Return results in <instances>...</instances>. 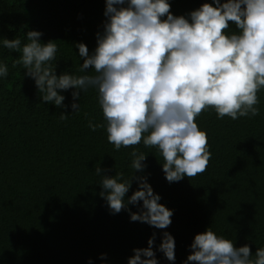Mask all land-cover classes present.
I'll list each match as a JSON object with an SVG mask.
<instances>
[{
	"label": "trees",
	"instance_id": "1",
	"mask_svg": "<svg viewBox=\"0 0 264 264\" xmlns=\"http://www.w3.org/2000/svg\"><path fill=\"white\" fill-rule=\"evenodd\" d=\"M169 2L174 16H187L212 0ZM104 11L105 0H0V39L26 43L28 31H39L42 43H57L58 76L65 71L84 75L75 45L84 43L90 55L94 52ZM229 26L228 34L238 31ZM19 55L0 45V61L9 66L8 76L0 79V264H88L89 259L127 264L133 250L147 248L154 233L159 264H171L157 250L164 232L175 240V264H183L195 235L210 226L236 247L248 244L253 254L264 247V88L257 93L258 116L218 119L214 109L202 111L196 123L207 133L212 154L207 169L169 183L156 147L141 141L116 151L104 128L88 127L90 120L105 122L95 89L81 93L77 115L70 107L44 104L25 69L11 67ZM72 91L60 93L66 105ZM61 114L69 117L61 120ZM133 148L148 155L144 171L134 175L146 176L159 203L173 211L166 229L133 222L127 210L112 214L100 196L95 167L99 164L101 175L127 178L133 173ZM136 190L133 181L126 198ZM140 206L128 209L137 213Z\"/></svg>",
	"mask_w": 264,
	"mask_h": 264
},
{
	"label": "clouds",
	"instance_id": "2",
	"mask_svg": "<svg viewBox=\"0 0 264 264\" xmlns=\"http://www.w3.org/2000/svg\"><path fill=\"white\" fill-rule=\"evenodd\" d=\"M169 0H105L103 32L97 33V46L90 55L84 43L75 45L83 59L80 72L56 74L57 43H42L43 33L28 31L22 38L0 39V45L19 53L11 67L22 66L42 94L44 104L71 108L79 114L81 93L95 89L104 123H93L92 131L104 128L107 141L116 151L122 147H156L163 157L162 170L169 183L203 173L211 159L207 133L196 118L209 108L218 119L255 117L260 114L257 93L264 88V0H212L187 16H174ZM229 22L238 31L228 34ZM94 71V75L88 74ZM9 74L7 63L0 61V79ZM71 92L72 102L64 103L61 92ZM71 115V116H72ZM69 116L60 115L61 120ZM133 173L101 178L106 201L112 214L127 210L130 220L166 229L173 211L159 203L143 172L145 153L133 148ZM107 171V170H104ZM136 181L138 190L126 194ZM132 213L128 205H138ZM134 249L127 264H159L153 245ZM175 264V240L163 233L157 249ZM191 255L183 264H264V247L252 253L248 244L236 247L231 239L217 235L212 227L197 234L190 246ZM100 259H106L101 255ZM88 264H93L89 259Z\"/></svg>",
	"mask_w": 264,
	"mask_h": 264
}]
</instances>
